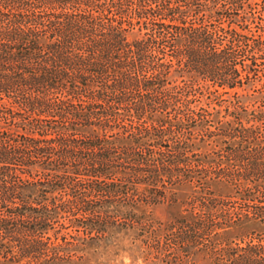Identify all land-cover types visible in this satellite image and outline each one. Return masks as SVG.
I'll return each mask as SVG.
<instances>
[{
	"label": "trees",
	"instance_id": "obj_1",
	"mask_svg": "<svg viewBox=\"0 0 264 264\" xmlns=\"http://www.w3.org/2000/svg\"><path fill=\"white\" fill-rule=\"evenodd\" d=\"M252 2L0 0V264H264Z\"/></svg>",
	"mask_w": 264,
	"mask_h": 264
},
{
	"label": "rangeland",
	"instance_id": "obj_2",
	"mask_svg": "<svg viewBox=\"0 0 264 264\" xmlns=\"http://www.w3.org/2000/svg\"><path fill=\"white\" fill-rule=\"evenodd\" d=\"M256 3H250V7L245 6V15H250L252 18L243 21L247 23L253 33L256 34L261 32V30L255 27L264 26V1L254 0ZM242 13V12H240ZM213 24H225L226 20L219 19L211 21ZM240 22V20H237ZM264 32V30H263ZM264 35V34H263ZM256 61H263L261 58L257 57ZM258 66H262L259 64ZM264 66V65H263ZM263 77V76H262ZM261 77V79H262ZM261 82L258 80L255 87H261ZM150 213L153 218L162 220L165 216V207L163 204H155L149 207ZM89 260L87 264H150L143 260L140 256L131 250V244L129 241V234L127 232H119L117 236L102 243L95 251L88 250Z\"/></svg>",
	"mask_w": 264,
	"mask_h": 264
}]
</instances>
